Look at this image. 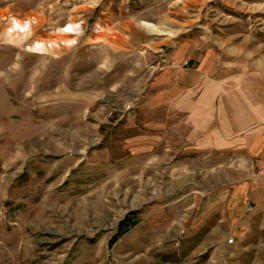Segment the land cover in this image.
Here are the masks:
<instances>
[{
    "label": "rangeland",
    "instance_id": "rangeland-1",
    "mask_svg": "<svg viewBox=\"0 0 264 264\" xmlns=\"http://www.w3.org/2000/svg\"><path fill=\"white\" fill-rule=\"evenodd\" d=\"M209 57L264 97V0H0V264H264V123L190 115Z\"/></svg>",
    "mask_w": 264,
    "mask_h": 264
},
{
    "label": "crops",
    "instance_id": "crops-1",
    "mask_svg": "<svg viewBox=\"0 0 264 264\" xmlns=\"http://www.w3.org/2000/svg\"><path fill=\"white\" fill-rule=\"evenodd\" d=\"M218 65L219 63L211 57L205 60L201 72H205L212 77V83L207 92V97L209 98L206 100V97H203L201 103H198L196 106H194L193 102L189 103L187 111L190 115L192 114V116H194L199 110V105L204 107L205 104H209L210 107L208 108V111L217 112L219 119L224 120L226 127L225 131L221 132L220 130H217V134L216 132L214 134L218 136L217 142L225 143L226 137L230 138L241 133L243 130L250 128L252 125L264 123V97L251 87H245L240 84L238 86L237 82L233 79V76L236 75L234 69H238V67H240L239 65L228 72L223 71L222 73L217 72ZM173 74V70H169L162 74L159 80L160 83L171 82L168 79H171ZM197 74L201 73L192 71L190 74H187L186 81L191 83L194 78L198 79ZM176 91V88L172 87L170 90H167V92H163V94L157 99L162 102L166 101L168 100V96L175 95ZM213 94L214 96H212ZM253 95H256L258 99L253 98ZM210 97L213 98L210 99ZM230 116H237V122L233 125L227 120ZM242 117L246 120H243ZM260 135L261 139L257 140L255 145L260 152H264V129L261 130ZM203 141L206 142L208 140ZM251 145L252 144L250 143V146ZM251 187V183H244L239 186L238 192L242 194L246 193ZM263 199L264 191L257 196L258 201H262Z\"/></svg>",
    "mask_w": 264,
    "mask_h": 264
},
{
    "label": "bare ground",
    "instance_id": "bare-ground-1",
    "mask_svg": "<svg viewBox=\"0 0 264 264\" xmlns=\"http://www.w3.org/2000/svg\"><path fill=\"white\" fill-rule=\"evenodd\" d=\"M14 25L17 28L18 32H27L29 30V28H30L28 22L27 23H23V22L16 21ZM73 29H74L73 26H69L66 30H64L62 32L66 33V34H74V30ZM37 50L38 51L44 50V45L41 44V43H38Z\"/></svg>",
    "mask_w": 264,
    "mask_h": 264
},
{
    "label": "trees",
    "instance_id": "trees-1",
    "mask_svg": "<svg viewBox=\"0 0 264 264\" xmlns=\"http://www.w3.org/2000/svg\"><path fill=\"white\" fill-rule=\"evenodd\" d=\"M134 214H136V213H130V215H134ZM129 215V216H130ZM129 216H127L123 221H121L120 222V224H119V228L120 229H122V228H124L127 224H128V221H129ZM119 229V230H120ZM119 233V232H118ZM122 234H118V236H115L112 240H111V242H110V244H111V246L120 238V236H121Z\"/></svg>",
    "mask_w": 264,
    "mask_h": 264
},
{
    "label": "built area",
    "instance_id": "built-area-1",
    "mask_svg": "<svg viewBox=\"0 0 264 264\" xmlns=\"http://www.w3.org/2000/svg\"><path fill=\"white\" fill-rule=\"evenodd\" d=\"M251 210H252V209H251ZM233 242H234V240H231V241H230V243H233Z\"/></svg>",
    "mask_w": 264,
    "mask_h": 264
}]
</instances>
